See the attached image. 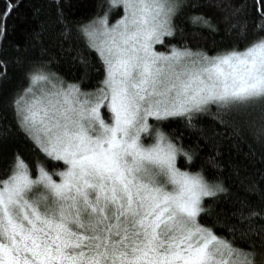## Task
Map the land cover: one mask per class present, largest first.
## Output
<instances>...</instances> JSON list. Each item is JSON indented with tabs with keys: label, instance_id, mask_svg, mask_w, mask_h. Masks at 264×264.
<instances>
[{
	"label": "snow or ice",
	"instance_id": "obj_1",
	"mask_svg": "<svg viewBox=\"0 0 264 264\" xmlns=\"http://www.w3.org/2000/svg\"><path fill=\"white\" fill-rule=\"evenodd\" d=\"M205 8L231 43L173 44L182 18L219 31ZM19 19L12 47L35 54L0 56V84L20 69L0 143L14 127L29 151L0 174V264H264V173L234 191L221 152L233 113L264 112V0H43Z\"/></svg>",
	"mask_w": 264,
	"mask_h": 264
},
{
	"label": "trees",
	"instance_id": "obj_2",
	"mask_svg": "<svg viewBox=\"0 0 264 264\" xmlns=\"http://www.w3.org/2000/svg\"><path fill=\"white\" fill-rule=\"evenodd\" d=\"M43 0H20V7L13 10L12 14L7 18L6 23L8 26L7 38L4 42V46L0 47V56H3L6 60L11 61L17 55H33V52H20L12 47L19 43L21 48L24 45V36L22 29L26 27L25 24L20 23V17L29 18L32 16L34 6H40ZM89 3L94 0H88ZM5 10V0H0V11ZM120 11V10H115ZM114 11V15H115ZM205 13L211 14L214 21L218 23V32H209L204 28H195L187 18H182L178 22V26L184 29V36L181 37L179 32L175 38H172V43L177 44L186 39L189 46L200 47L211 50L215 47H223L231 43L233 36L226 30V26L219 18V13L214 12L210 8L201 9ZM122 14V12H121ZM163 50V49H161ZM66 55V54H65ZM58 59H61V64L58 65V69L63 74L65 67L61 55L58 54ZM92 63L98 66V61L93 57ZM73 71L76 75H79L84 69L77 63ZM90 74L95 75L91 69L88 70ZM98 78V77H97ZM20 81V69L11 63H9L7 69V78L0 84V97L6 96ZM94 82V81H93ZM3 112H0V123H11V113H8V120L2 119ZM206 124L211 123V117L205 116L201 118ZM233 119L238 126V136H234L232 139H225L221 152L225 160L231 159L234 162L241 164V173L239 176H233L230 179V183L234 186L233 190H237L241 181L245 176L255 175L259 179V175L264 173V145L258 140L259 129L264 126V112L257 107L241 110L233 113ZM222 131H228L222 129ZM184 139L189 141V134L186 132ZM19 149L24 152L29 151V145L25 142L22 134L17 132L13 127V134L9 136L5 143H0V174L3 173L7 164L9 163L11 154L14 150Z\"/></svg>",
	"mask_w": 264,
	"mask_h": 264
}]
</instances>
